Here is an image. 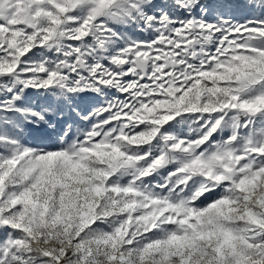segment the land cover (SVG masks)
I'll use <instances>...</instances> for the list:
<instances>
[{
	"label": "snow or ice",
	"instance_id": "obj_1",
	"mask_svg": "<svg viewBox=\"0 0 264 264\" xmlns=\"http://www.w3.org/2000/svg\"><path fill=\"white\" fill-rule=\"evenodd\" d=\"M0 264H264V0H0Z\"/></svg>",
	"mask_w": 264,
	"mask_h": 264
}]
</instances>
